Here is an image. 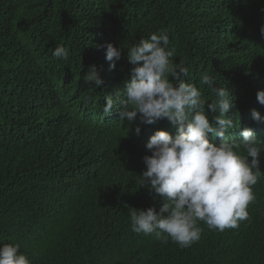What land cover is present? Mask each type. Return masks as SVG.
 I'll list each match as a JSON object with an SVG mask.
<instances>
[{
    "label": "trees",
    "instance_id": "obj_1",
    "mask_svg": "<svg viewBox=\"0 0 264 264\" xmlns=\"http://www.w3.org/2000/svg\"><path fill=\"white\" fill-rule=\"evenodd\" d=\"M262 27L264 0H0V244H19L31 264H264V146L249 218L223 232L198 221L200 239L181 248L132 231L129 214L159 212L164 201L139 176L150 137H175L176 127L103 111L105 97L123 98L131 79L128 49L167 31L186 82L210 101L199 82L207 72L233 97L236 127L226 135L239 141L250 128L264 144V119L251 115L264 118L256 98L264 90ZM109 43L125 52L114 69ZM58 45L67 59L53 56ZM93 65L98 87L84 80Z\"/></svg>",
    "mask_w": 264,
    "mask_h": 264
},
{
    "label": "clouds",
    "instance_id": "obj_2",
    "mask_svg": "<svg viewBox=\"0 0 264 264\" xmlns=\"http://www.w3.org/2000/svg\"><path fill=\"white\" fill-rule=\"evenodd\" d=\"M261 35L264 36V27ZM169 43L167 31H161L128 49L126 58L135 65L131 79L125 82L123 98L119 93L115 98L105 97L103 111L108 114L117 108L119 119L126 118L130 123L136 121L138 114L140 124L166 118L176 127L175 137L163 130L150 137L146 147L151 155L143 157L145 170L139 176L140 186L148 187L164 201L159 212L154 207H130L129 214L132 231L154 235L164 244L170 239L187 248L200 239L198 221L209 230L223 232L237 228L240 221L249 218L247 208L255 200L252 186L261 178L258 157L264 144L250 128L241 130L239 141L226 135L236 127L233 97L204 72L199 82L213 93V99L207 100L195 84L186 82L189 70L184 62H172L174 49H169ZM52 54L67 59L70 53L58 45ZM124 54L121 47L109 43L105 59L110 68L114 69ZM84 80L95 87L103 83L95 65L88 69ZM256 98L264 105V90H258ZM209 112L219 113L214 116L215 125L209 121ZM251 115L256 122L264 119L256 109ZM135 131L139 134L141 128L137 126ZM209 134L221 139L219 145L209 141ZM0 264L31 262L19 244L3 243Z\"/></svg>",
    "mask_w": 264,
    "mask_h": 264
}]
</instances>
